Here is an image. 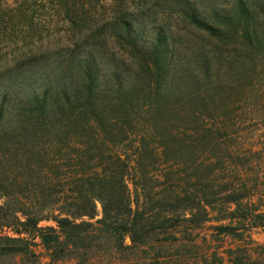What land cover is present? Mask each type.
<instances>
[{"label": "trees", "instance_id": "16d2710c", "mask_svg": "<svg viewBox=\"0 0 264 264\" xmlns=\"http://www.w3.org/2000/svg\"><path fill=\"white\" fill-rule=\"evenodd\" d=\"M55 1L64 41L49 48L4 43L8 21L31 29L29 5L0 0V264H36V243L52 262L116 264L87 254L197 234L205 259L264 264L250 236L264 234V4L152 0L207 40L187 76L167 28L143 38L134 10L150 0H107L102 16L104 0Z\"/></svg>", "mask_w": 264, "mask_h": 264}, {"label": "rangeland", "instance_id": "374dc122", "mask_svg": "<svg viewBox=\"0 0 264 264\" xmlns=\"http://www.w3.org/2000/svg\"><path fill=\"white\" fill-rule=\"evenodd\" d=\"M132 1L135 2L137 0ZM141 1L142 0H140V3ZM256 1H260L262 4H264V0ZM25 2L29 5L25 22L27 21L26 25L30 26L31 29H26V35L19 33L17 28H11L13 24L17 25V22L14 20H10L5 25L6 29L5 33L3 34L4 36L2 38V41L4 43H8L7 45H10V43H20L22 37H25L23 39L24 41H37L41 42L42 45L49 44V48H53L54 45L63 43L64 39L62 37V34L59 32V29L62 24L65 23L64 19L62 18V13H60L59 8L57 7L56 1L25 0ZM102 3V9H97V16H102L107 12V0H104V2ZM151 3L152 0H150L148 6L144 7L138 5L134 10L135 14L142 21V27H144L142 30V34L145 37L143 38H151L152 27L161 26L162 28H167V31H170V33L173 35V39H175L177 45L175 46V58L182 64L180 67H176V69L183 70L181 73H186L187 76L196 73L198 71L199 62L202 61V58L198 59V55L200 54L201 48H205L202 46L207 40L203 37L198 36V34L196 35V33H193L192 35V32L188 33L187 31H180V29H182V26H185V24L179 22V19H177L176 15H174L173 13L174 10L171 9V14L169 15H163L162 12H160L159 8L149 9V5ZM7 4L10 5L11 0H7ZM11 6L13 7V4H11ZM104 6L106 8V11H103L105 10ZM196 6L200 11L207 14L212 8L220 12L229 10L233 5L232 0H200L199 4H197ZM154 19H156V21H154ZM15 30H17V32ZM23 31L25 30H22V32ZM220 62L221 61L218 59L215 63L217 65ZM0 63L1 65H5V68H8L13 64V62L11 61V57L9 55L7 56V54L2 58ZM1 70H3V68H1ZM247 84L248 83L245 79L242 83H240L243 89ZM3 234L9 235V232L4 231ZM250 236L251 239L255 242H264V234L261 233L259 229L253 230ZM202 238L203 235L201 234H197V236L191 237L188 242L194 241L195 243L192 245H190V243H183L182 245L177 247H164L155 245L153 247L151 246L150 248L142 247L135 249L134 251L130 250L121 252H115L109 244L102 243L100 247L94 249L93 252L91 254H87V256L101 257L103 261L107 263L115 260L118 262L116 264H218L216 258L214 259L211 256L205 259V257L208 256V254L206 256L205 254L210 247L203 243ZM207 241L211 243V249L220 247V251L227 248L228 244L230 243L229 240H226L225 242H218L212 237L207 238ZM33 251L36 264H75V261L69 258H65L58 262H52L49 259L47 253L39 245H37V243L33 247ZM157 256L160 258L156 259L155 261L151 260L153 259V257ZM220 264L229 263L223 261Z\"/></svg>", "mask_w": 264, "mask_h": 264}]
</instances>
